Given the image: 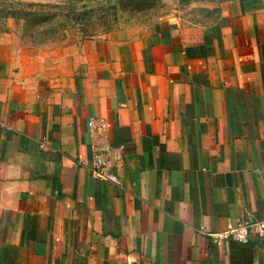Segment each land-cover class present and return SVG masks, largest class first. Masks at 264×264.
Wrapping results in <instances>:
<instances>
[{
    "label": "crops",
    "instance_id": "0c3cea01",
    "mask_svg": "<svg viewBox=\"0 0 264 264\" xmlns=\"http://www.w3.org/2000/svg\"><path fill=\"white\" fill-rule=\"evenodd\" d=\"M122 145L92 180L86 121ZM264 0L93 37L36 69L0 41V264H264Z\"/></svg>",
    "mask_w": 264,
    "mask_h": 264
},
{
    "label": "rangeland",
    "instance_id": "374dc122",
    "mask_svg": "<svg viewBox=\"0 0 264 264\" xmlns=\"http://www.w3.org/2000/svg\"><path fill=\"white\" fill-rule=\"evenodd\" d=\"M224 1L0 0V41L6 56L41 69L93 37H127L160 20L205 24Z\"/></svg>",
    "mask_w": 264,
    "mask_h": 264
},
{
    "label": "built area",
    "instance_id": "2783aa9c",
    "mask_svg": "<svg viewBox=\"0 0 264 264\" xmlns=\"http://www.w3.org/2000/svg\"><path fill=\"white\" fill-rule=\"evenodd\" d=\"M86 137L89 157L86 162L79 163V166L86 169L92 180L99 183L115 184L122 162L123 146L109 144L107 125L104 120L99 118H89L86 121ZM250 234H255L264 250V215L260 221L253 224L240 222L235 226L227 225L223 232L211 235L210 240L214 244L228 239L245 244L248 242Z\"/></svg>",
    "mask_w": 264,
    "mask_h": 264
}]
</instances>
